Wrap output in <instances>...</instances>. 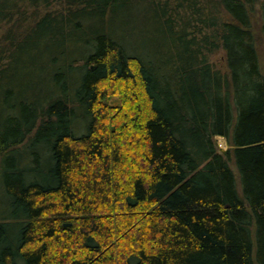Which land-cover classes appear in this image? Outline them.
Masks as SVG:
<instances>
[{
	"label": "trees",
	"instance_id": "1",
	"mask_svg": "<svg viewBox=\"0 0 264 264\" xmlns=\"http://www.w3.org/2000/svg\"><path fill=\"white\" fill-rule=\"evenodd\" d=\"M263 56L264 0H0V264H264Z\"/></svg>",
	"mask_w": 264,
	"mask_h": 264
},
{
	"label": "rangeland",
	"instance_id": "2",
	"mask_svg": "<svg viewBox=\"0 0 264 264\" xmlns=\"http://www.w3.org/2000/svg\"><path fill=\"white\" fill-rule=\"evenodd\" d=\"M260 62H262L261 63V68L264 71V56L261 58ZM216 142H217V144H218L220 149L224 150V149L227 148V143H226L225 139L222 138L221 136H217L216 137Z\"/></svg>",
	"mask_w": 264,
	"mask_h": 264
}]
</instances>
